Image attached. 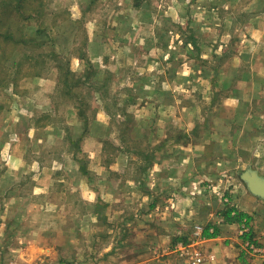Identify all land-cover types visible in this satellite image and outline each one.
Segmentation results:
<instances>
[{
  "label": "rangeland",
  "instance_id": "374dc122",
  "mask_svg": "<svg viewBox=\"0 0 264 264\" xmlns=\"http://www.w3.org/2000/svg\"><path fill=\"white\" fill-rule=\"evenodd\" d=\"M21 4V15L8 13L16 43L0 41V172L15 145L27 141V149L37 146L27 155L31 177L41 163L60 170L67 156L79 157L90 175L102 171L104 181L98 178L109 193L113 181L121 192L114 204L121 211L120 227L112 232L117 233L118 254L111 253L109 229L93 230L85 246H75L71 264H141L146 258L150 264H163L165 256L192 264L191 255L175 247L191 245L203 254L187 242V229L206 221L202 203L213 200L211 194L201 195L203 186L247 189L241 174L248 168L264 177V79L258 74L264 67V33L258 40L254 34L264 31V0ZM250 73L255 80L244 88L249 100L237 109L243 116L226 111L224 98L238 94V81ZM44 125L63 127H53L51 144L36 134ZM229 143L232 160L223 164V147ZM26 180L20 184L30 189L32 181ZM12 181L8 176L0 188L11 189ZM145 188L150 191L146 202L138 197V192H148ZM129 189L136 194L128 196ZM181 209L186 213L180 214ZM102 212L108 213V207ZM15 213L10 206L6 221L12 225L6 231L20 234L23 229L12 220ZM178 223L186 227L185 234L174 230ZM165 224L172 228L166 230ZM179 236L183 241H176ZM7 242L0 249L14 247ZM43 243L35 251L40 260L24 263L51 264V244ZM95 249L96 255L86 256ZM134 255L136 263L130 261ZM205 261L202 256L200 264ZM58 264H69L64 254Z\"/></svg>",
  "mask_w": 264,
  "mask_h": 264
},
{
  "label": "crops",
  "instance_id": "0c3cea01",
  "mask_svg": "<svg viewBox=\"0 0 264 264\" xmlns=\"http://www.w3.org/2000/svg\"><path fill=\"white\" fill-rule=\"evenodd\" d=\"M263 33L264 31L260 29L259 31H255V38L257 40L262 38ZM256 66L259 68L258 62H256ZM258 74H261L260 77L264 79V67L259 69ZM240 80L237 83L239 88L237 87L238 91L236 93L238 94L234 97H225L223 100V108L226 111L228 109L231 112L237 111L236 113L242 115L238 111L240 102L241 106H243L249 100L245 99L244 88L247 89L248 84L252 83L255 77L252 78V74L250 73L246 78L242 77ZM254 99L252 97V101ZM52 112L53 114L58 113L56 110H52ZM248 115L251 116L252 112ZM47 116L51 117V111L47 113ZM53 127L55 130L57 127L58 129L63 128L58 125H51V127L44 125L42 128H39L42 131L36 134H41L40 137L44 143L51 144L49 135ZM64 129L66 131L67 127H64ZM57 138H61V135ZM26 143L21 142L17 144L18 146L15 145L14 150L17 149L13 152L11 161L0 172V181H5L8 176L15 181V184H13V181L11 182L12 185H15L11 189L7 187L0 188V244H7V241L11 240V245L14 246L10 249L7 248L10 245H5L12 253H9L7 249H0V264H3L6 260L11 264H26L24 261L40 260V254L35 251L42 247V244H47L43 243V240H47L51 244V264H58L61 254H64V258L71 264L74 262L75 255L77 254L75 246H79V248L85 246V239L88 237L90 231L93 230L103 231L109 229L113 237L110 239L113 246L111 247V253L118 254L119 248L114 250V240L115 246L119 245L117 241L118 237L116 238L117 233L113 236L112 232L114 230L118 231L120 227L121 219L119 216L121 211L114 208V204L119 202L115 198L116 196H120L121 192L116 186L115 188L112 185L114 184L113 181L109 193L107 191L108 189L104 190L101 186L104 181L102 171L99 170L98 173L96 172L97 174L95 176L90 175L87 171L88 169L86 170L82 165L83 163H81L79 157L68 158L67 156L60 170L50 164L41 163L40 170L38 169L39 171L36 175L31 177L30 175L34 171H32V167L28 169V163L31 161L30 157L27 158V155L34 154L35 151L32 148L35 150L37 146H33L32 143L28 145L27 149ZM171 143L181 147V149L183 148L181 143L177 141ZM255 148L258 151L257 147ZM262 149L264 150V148ZM223 151V164H227L230 162L228 161L229 159L232 160V144L229 143L227 146H224ZM37 165L39 166V164ZM110 168L112 172H119L118 169L112 166ZM118 174H115V176ZM98 177L103 181H100ZM28 178H30V182L32 181L31 188L24 189L20 183L24 184ZM206 180L208 182L210 181L209 178ZM105 182L108 183V181ZM200 187L202 188V185ZM145 189L148 192L143 194L138 192L140 193L138 197H143L146 202V198H150V191L147 188ZM127 192H129L128 196L136 194V191L131 189L127 190ZM206 193L211 194L210 196L213 198L208 205L202 203L201 212L206 215L204 217L206 221H203L200 225L192 224L193 226H190L191 230L187 229L190 232L187 237V242L195 243V247L198 246V250L202 251V256L206 258L203 264H264V257L252 255L245 245L246 241H251L259 246H264V200L252 195L246 188L240 190V187L236 188L235 186L230 190L228 188L224 189V191L221 189L217 191L215 187L207 184L203 186L201 195L206 196ZM155 202L151 203V207L155 206L153 205ZM20 204H22L21 213L19 212ZM10 206H14L15 211H17L12 220L13 222H17V227L23 229V232L20 234H16L14 231L7 233L6 231L9 230L8 224H11L9 221H6ZM104 207H108V213L102 212ZM189 207L191 206L187 205V208ZM190 209L195 211L197 207L194 205ZM230 209H234L245 215L248 218V222H246L245 217L241 222L227 221L225 213L226 210ZM185 211L181 209V213H179H186ZM230 214L234 215V212L232 211ZM125 222L128 223V220L123 221V223ZM178 224H181L180 227L174 228L177 232L179 231L178 233L176 232L177 234L181 231L184 232L186 228L185 226L182 228V223ZM168 226V224H165L164 228L166 230L172 228L171 226L168 228ZM195 226H200L202 232L201 230L194 231ZM243 227L247 228L248 231L242 233ZM126 228L128 230L131 228L130 223L127 224ZM205 230L209 234L214 233L215 235L205 238L203 236ZM248 232L250 233V239L244 237V234ZM50 238L51 242L48 241ZM4 240H6L5 243H3ZM94 241H97L98 245L99 239L96 238ZM176 241H183V239L179 236L176 238ZM75 242L77 243L75 244ZM108 250L106 249L105 251L107 252ZM90 253L96 255L97 249L93 252L89 251L86 256L90 257ZM135 258V255L132 256L130 261L136 263ZM163 261V264H187L184 260L176 257L170 258L165 256ZM141 264H150V259H143Z\"/></svg>",
  "mask_w": 264,
  "mask_h": 264
},
{
  "label": "trees",
  "instance_id": "16d2710c",
  "mask_svg": "<svg viewBox=\"0 0 264 264\" xmlns=\"http://www.w3.org/2000/svg\"><path fill=\"white\" fill-rule=\"evenodd\" d=\"M21 1L23 2V0H9V3H10L9 5H6V4L2 5L0 3V41H5L7 43H16L14 41V35H13L14 24L12 22V18L8 15V13L11 12L14 14L21 15L20 12H18L19 9L22 7ZM36 1L41 2V0H36ZM0 2H1V0H0ZM31 9L33 11H35V9H38V5L36 4V6H34V7L32 5ZM1 56L2 55L0 54V57ZM7 59L8 58H6V60ZM232 211L234 212V215L230 214ZM225 217H226V220L229 222H241L242 219L245 217V215L239 213L238 211H236L234 209H230V210H226ZM246 222H248V218H246ZM213 235H215V234L214 233L209 234L207 230H205V232L203 233V236H205V238H207L209 236H213ZM244 237L246 239H250V233L248 232V233L244 234Z\"/></svg>",
  "mask_w": 264,
  "mask_h": 264
},
{
  "label": "built area",
  "instance_id": "2783aa9c",
  "mask_svg": "<svg viewBox=\"0 0 264 264\" xmlns=\"http://www.w3.org/2000/svg\"><path fill=\"white\" fill-rule=\"evenodd\" d=\"M198 231L201 230L200 227H196ZM248 229L243 227L242 233L247 232ZM246 247L249 252H251L252 255L255 256H264V246H259L257 244H254L251 241H246ZM176 252L182 254V255H191V261L192 264H200L202 263V255H200L199 252H197L191 245L186 246L182 244H178L176 247Z\"/></svg>",
  "mask_w": 264,
  "mask_h": 264
},
{
  "label": "water",
  "instance_id": "95a60500",
  "mask_svg": "<svg viewBox=\"0 0 264 264\" xmlns=\"http://www.w3.org/2000/svg\"><path fill=\"white\" fill-rule=\"evenodd\" d=\"M241 179L246 184L249 193L264 200V177L257 171L248 168L241 174Z\"/></svg>",
  "mask_w": 264,
  "mask_h": 264
}]
</instances>
